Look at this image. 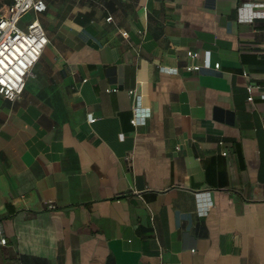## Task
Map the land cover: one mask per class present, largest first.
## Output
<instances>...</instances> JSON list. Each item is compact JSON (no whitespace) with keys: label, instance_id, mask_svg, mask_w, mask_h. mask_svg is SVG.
<instances>
[{"label":"crops","instance_id":"crops-1","mask_svg":"<svg viewBox=\"0 0 264 264\" xmlns=\"http://www.w3.org/2000/svg\"><path fill=\"white\" fill-rule=\"evenodd\" d=\"M263 11L48 0L23 16L49 41L21 96L0 94V264H264Z\"/></svg>","mask_w":264,"mask_h":264},{"label":"built area","instance_id":"built-area-1","mask_svg":"<svg viewBox=\"0 0 264 264\" xmlns=\"http://www.w3.org/2000/svg\"><path fill=\"white\" fill-rule=\"evenodd\" d=\"M48 0H13L11 4L0 10V94L8 100L18 99L25 87L26 76L31 67L39 59L49 39L47 33L37 17L32 18L26 26L20 25L21 18L28 12H43L47 9ZM264 15V11L255 12ZM187 54L195 57L192 50ZM215 63V67H219ZM186 70L194 71L200 68L198 64L185 66ZM258 85L248 84V100H253V88ZM134 93V90H130ZM133 123L143 121L150 114L144 110L137 100L134 106ZM264 122V120H263ZM229 150H224L223 155H228ZM1 234V228H0ZM1 243L6 242L5 237L0 238Z\"/></svg>","mask_w":264,"mask_h":264},{"label":"rangeland","instance_id":"rangeland-1","mask_svg":"<svg viewBox=\"0 0 264 264\" xmlns=\"http://www.w3.org/2000/svg\"><path fill=\"white\" fill-rule=\"evenodd\" d=\"M5 5H6V1L5 0H0V10H3L5 8ZM30 17H29V13L25 14L24 17H23V20H28Z\"/></svg>","mask_w":264,"mask_h":264},{"label":"trees","instance_id":"trees-1","mask_svg":"<svg viewBox=\"0 0 264 264\" xmlns=\"http://www.w3.org/2000/svg\"><path fill=\"white\" fill-rule=\"evenodd\" d=\"M6 4H11L13 0H5ZM6 261H8V259H6Z\"/></svg>","mask_w":264,"mask_h":264}]
</instances>
